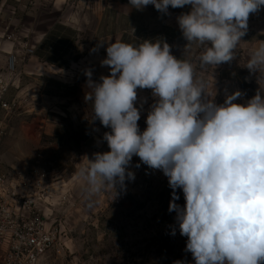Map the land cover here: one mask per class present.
<instances>
[{
  "label": "rangeland",
  "instance_id": "rangeland-1",
  "mask_svg": "<svg viewBox=\"0 0 264 264\" xmlns=\"http://www.w3.org/2000/svg\"><path fill=\"white\" fill-rule=\"evenodd\" d=\"M190 11L191 5L169 6L162 13L151 4L137 10L129 0H0V78L8 83L4 98L12 105L11 113H2L6 134L0 154L19 180L35 181V170L48 173L39 205L47 225L58 233L59 249L45 252L39 264H195L186 251L187 237L180 235L177 213L169 212L173 189L162 171L133 156L128 170L135 179L117 185L116 192L105 189L91 198L78 177L87 158L110 150L103 136L111 129L93 119L92 102L85 100V93L92 92L85 72L90 70L95 82L110 74L101 64L107 56L102 41L167 42L172 55L192 63L218 105L237 90L242 95L234 103H245L258 90L264 94V70L245 67L251 51L264 42V7L250 15L235 59L207 67L199 63L207 45L193 42L186 48L178 25L177 17ZM56 24L75 32H57V40L64 42L61 48L68 50L61 60L68 61L66 66L36 54ZM72 51L78 60H72ZM11 55L16 57L12 69ZM137 94L142 132L156 98L150 89ZM175 192V203L182 208L183 191Z\"/></svg>",
  "mask_w": 264,
  "mask_h": 264
},
{
  "label": "clouds",
  "instance_id": "clouds-1",
  "mask_svg": "<svg viewBox=\"0 0 264 264\" xmlns=\"http://www.w3.org/2000/svg\"><path fill=\"white\" fill-rule=\"evenodd\" d=\"M129 4L137 10L151 4L162 13L169 6L191 5L190 12L177 17L178 25L186 48L193 42L207 45L199 57L200 66L207 67L235 59L249 17L264 7V0ZM102 43H107V56L101 64L110 74L95 82L92 72H85L92 89L85 100L92 102L93 119L111 129L103 136L110 150L94 153L79 169L86 198L105 189L116 192L126 179L134 180L128 166L138 156L168 178L173 189L169 212L177 213L195 264H264V94L258 90L245 103H234L242 95L237 90L218 105L192 63L172 55L167 42ZM245 67L264 70V42L251 51ZM138 89H150L156 98L142 132ZM177 188L183 191L182 208L175 203Z\"/></svg>",
  "mask_w": 264,
  "mask_h": 264
},
{
  "label": "built area",
  "instance_id": "built-area-1",
  "mask_svg": "<svg viewBox=\"0 0 264 264\" xmlns=\"http://www.w3.org/2000/svg\"><path fill=\"white\" fill-rule=\"evenodd\" d=\"M34 53L33 49H27ZM11 55L8 66H15ZM8 83L0 78V141L6 134L2 113H11L4 98ZM35 181L19 180L6 168L0 154V261L1 264H39L47 251L59 249L57 228L47 225L40 203L46 193L48 173L35 170Z\"/></svg>",
  "mask_w": 264,
  "mask_h": 264
},
{
  "label": "trees",
  "instance_id": "trees-1",
  "mask_svg": "<svg viewBox=\"0 0 264 264\" xmlns=\"http://www.w3.org/2000/svg\"><path fill=\"white\" fill-rule=\"evenodd\" d=\"M60 30H66V31H70L72 33V35L75 34V32L73 30H71L70 28L65 27L62 24H56L54 25L51 30L48 32V34L45 36V38L43 39V41L41 42V45L39 46L38 51L36 52V54L46 60L49 61L53 64L59 65V66H66L68 64V61L63 60V56L64 54L68 53V50H63L61 48L62 44H64V42L58 38L57 32ZM73 42V39H72ZM73 46V44H72ZM73 50V49H72ZM72 53H75V55L72 57V60H78V57L76 56L77 52L76 51H72Z\"/></svg>",
  "mask_w": 264,
  "mask_h": 264
}]
</instances>
